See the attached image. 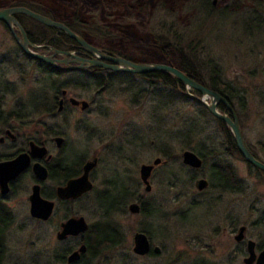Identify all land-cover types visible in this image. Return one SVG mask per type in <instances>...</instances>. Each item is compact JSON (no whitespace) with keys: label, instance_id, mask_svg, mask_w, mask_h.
Segmentation results:
<instances>
[{"label":"rangeland","instance_id":"obj_1","mask_svg":"<svg viewBox=\"0 0 264 264\" xmlns=\"http://www.w3.org/2000/svg\"><path fill=\"white\" fill-rule=\"evenodd\" d=\"M213 2L0 0V10L29 8L65 24L101 51L135 63H167L165 52H170L205 86L215 85L227 95L247 147L264 163V0ZM19 22L36 42L49 34L47 26L26 16ZM78 50L86 52L79 44ZM61 71L25 55L0 22V134L14 127L22 134L21 145L33 138L44 141L55 157L74 164L82 157L76 168L99 158L92 173L94 191L71 202L68 217L84 216L97 232L111 223L123 241L96 257L85 254L81 264H244L248 239L264 246V175L233 149L231 129L190 96L199 93L122 71L110 70L108 77ZM62 85L90 108L83 112L69 104L66 113H57L51 87ZM55 136L65 139L61 148ZM1 148L0 153L7 152ZM185 150L206 155L204 166L184 165ZM158 157L168 162L153 172L148 193L140 168ZM215 166L233 170V189L216 185ZM201 178L210 183L203 192L197 188ZM122 188L127 200L107 212L101 208L104 193L120 197ZM133 202L143 203L145 212L131 214ZM2 206L0 214L9 225L0 234L1 264H67L62 258L79 248L80 237L56 239L58 217L47 223L32 219L23 195L5 207L9 213ZM6 221L0 217V225ZM242 225L248 231L239 247L234 231ZM139 231L147 232L162 252L134 254Z\"/></svg>","mask_w":264,"mask_h":264},{"label":"water","instance_id":"obj_2","mask_svg":"<svg viewBox=\"0 0 264 264\" xmlns=\"http://www.w3.org/2000/svg\"><path fill=\"white\" fill-rule=\"evenodd\" d=\"M216 2L217 0H214V5L216 4ZM16 15H25L42 25L64 32L69 38L76 41L83 50L92 55L93 59L87 60L83 57L75 55L71 51H59L53 48H51V50L53 51V55L49 56L36 52L35 50L43 48L41 47L42 45L34 44L29 40L25 29L15 17ZM0 22L5 24V26L12 33L16 43L30 58L37 61H42L48 65L55 67H58L60 64H71L70 66L65 67V70L69 72L78 71L83 68L89 67H100L112 70L114 72L122 71L139 75H148L154 72H163L174 76L182 83L185 89L190 88L191 90H194L200 94V97L195 95L191 96L201 102L212 116L220 121H223L231 129L238 152L244 158V160L250 165L264 172V163H262L252 154L244 141L238 117L229 101L218 92L209 89L207 86L199 83L175 66L165 63H135L123 57L114 56L107 52H103L97 47L89 44L84 38L73 32L65 24L34 12L26 7H12L0 10ZM58 54L65 55L66 58L63 60H57L55 56ZM64 94L66 95L67 91H64ZM206 99H210V102L208 103ZM69 101L73 106L81 107V110H86L90 105L88 101L78 100L74 97H71ZM220 103H223L225 105L226 112H221L219 110ZM60 104L61 107L59 110L61 111L63 100L60 101ZM56 141L58 146L60 147L64 142V138L58 137L56 138ZM46 152L47 150L45 147H39L36 144L31 143V153L33 155L41 157L44 156ZM182 160L185 165H188L194 169H200L203 166V159L197 153L191 150H186L183 152ZM161 162L162 159L157 158L154 160L153 164H143L140 168V178L143 184L146 186L145 190L147 192L152 191V186L150 184L152 171L155 166L161 164ZM97 163L98 159L87 162L83 168L84 173L80 177L70 180L67 186L58 189L59 196L63 199H78L84 194L92 191L94 185L90 180V173L97 166ZM29 164L30 158L27 154H22L13 162L0 163V184L7 182L5 175L11 174L13 176H16L23 172L29 166ZM34 170L37 176L42 179H46L47 171L44 167L40 166L39 164H35ZM206 186L207 181L205 179H202L198 182L197 187L199 190H203ZM4 192H7L6 189ZM30 202L31 214L33 217L48 220L52 215L54 204L52 202L44 200L41 197L39 193V186L34 187L33 194L30 197ZM130 210L132 213L137 214L140 212V206L135 203L130 207ZM89 228L90 225L88 224L85 217H71L66 222L62 223L61 231L57 234V239L59 241H62L66 240L68 237H77L81 234L86 233ZM246 229V226H242L240 228L239 233L236 236V241H241L245 238ZM151 248L152 245L146 233L138 232L134 235L133 252L135 254L140 256L148 255L151 251ZM86 250L87 246L83 244L78 251L73 252L69 256V263L78 261L81 258L82 253H85ZM154 250L158 253L161 249L159 247H155ZM247 253L248 256L244 259V264H264V250L259 255H257L256 243L252 240H249L247 243Z\"/></svg>","mask_w":264,"mask_h":264},{"label":"flooded vegetation","instance_id":"obj_3","mask_svg":"<svg viewBox=\"0 0 264 264\" xmlns=\"http://www.w3.org/2000/svg\"><path fill=\"white\" fill-rule=\"evenodd\" d=\"M17 16H19V15H17ZM51 48H52L51 46L49 47V46L45 45L43 48H41V51H42L41 53H44V54H47V55H53V51L51 50ZM57 50H59V51H68V50H61V49H57ZM37 52H39V51H37ZM76 55L77 56H80V57H83V58H85L87 60L93 59V56L92 55L87 54L86 52H84L82 50L76 51ZM55 58L57 60H63V59H65V56L62 55V54H58V55L55 56ZM89 74H92V73H89ZM59 88L60 87H58V89ZM64 91H67L68 92V89L67 88H63V89L56 90L57 95L54 98L56 100L55 103H57V113H59V114L66 113L67 106L69 104H71V102L69 101V99L71 97H74V96H70L69 95V92L65 95L64 94ZM61 100H63V105H62V109L60 111L59 109L61 107V104H60V101ZM89 104L90 105H89V107L86 110H82L83 112L87 111L90 108L91 103L89 102ZM220 105L222 107L224 104L223 103H220ZM74 108H80L81 109V107H78V106H74ZM15 119H19V117L15 118ZM53 134L54 135H58L56 133H53ZM58 137H62V136H55L54 137V141L56 142L57 147L58 148H61L63 146V144L65 143V139H64L63 144L59 147L58 144H57V141H56V138H58ZM21 138H22V134L17 133L14 127H7L3 131V133L0 134V147H2L1 149L4 148L5 150H7V152L0 153V163L13 162L14 160H16L22 154H27V155H29V158H30V164H29V166L23 172H21L20 174H18L16 176H13L11 174H8L9 176L8 175H5V178L7 179V182H4L5 184L4 183L3 184H0V204L3 205L2 207L5 208L9 204L13 203V201H14V199L16 197H18L19 195H23L24 198H25L26 203L28 204V211H29V214H30V216H31L32 219H34V220H36L38 222H43V223H47V222L53 221V219H55L56 217H58L61 220L60 225H59V229L56 232V239H57V234L61 231V225H62V223L66 222L71 217H80L81 216V215H75V216L68 217V205L71 202H74L76 200H80L81 198H83L87 194H89V193H91V192L94 191L95 185H94V182L92 180V173L96 170V168L99 165V158L96 156V157H94L91 160L85 161L82 165H80L79 168H76V165H78V164L81 163V161H82L81 158L82 157L80 158V160L78 161V163L74 164L71 159L68 160L67 158H64V157H62V158L55 157L49 151V149H48V147H47V145H46V143L44 141H37L36 139H33V138H27L26 139V142L23 145H21ZM31 143H34V144H36L39 147H45L46 150H47L46 154L44 156H41V157L40 156L33 155L31 153ZM199 156L203 159V157L201 155H199ZM94 159H98V163H97V166L90 173V180H91V182L94 185L93 190L90 191V192H88V193H86V194H84L82 197H80L78 199H63V198H61L59 196L58 189L67 186L70 180L80 177L84 173L83 168H84L85 164L87 162H89V161L94 160ZM167 162H168L167 160H163L162 159L161 164L156 165L155 168L153 169L152 175H153V172L155 171V169L158 166L164 165ZM153 163H154V161H153ZM204 163H205V160L203 159V165H204ZM35 164H39L40 166H42V167H44L46 169V171H47V177H46V179H42L39 176H37V174L35 173V170H34V165ZM219 167L220 166H215L214 167V172H213V174H214L213 177L215 178V181L217 182L216 185L218 187L225 188L226 190L233 189L234 188V184L236 182L232 183L235 180L231 181L230 174L228 172V168L227 169H223L222 171H220L219 170ZM258 170L264 175V172L263 171H261L260 169H258ZM152 175L150 177V184H151V186H152V183H151ZM218 177H220V181H217V178ZM234 178H235V176H234ZM202 179H204V178L199 179L198 182L200 180H202ZM198 182H197V185H198ZM35 186H39V193H40L41 197L44 200L49 201V202H52L54 204L52 215L49 217L48 220H43L41 218L33 217L32 214H31L30 197L33 194V189H34ZM209 186H210V183H209V181H207V186L203 190H199V191L200 192H203ZM152 188H153V186H152ZM5 189H6L7 192H4ZM237 190H239V189H237ZM148 193H150V192H148ZM122 194L124 195V193H122ZM126 194H125V197L124 198H121L120 199V201L122 203H123L124 200H127ZM105 195H108V193H104V195L102 196V200L105 197ZM116 197L117 196H115V198ZM115 202H116V205L117 204H120V205L122 204L121 202H118V200H116ZM135 203L140 206V212L137 213V214H140L142 212H145L146 208L143 206V203L140 204L138 202H133V203H131L129 205V208H128L129 209V212L131 214H134V213L131 212L130 207L133 204H135ZM114 205H115V203H114ZM100 206L102 208V203L100 204ZM6 208H9V207H6ZM6 208H5L4 211H6V213H9L6 210ZM111 208H113V207H111ZM111 208H109V209H111ZM3 213L4 212H2L0 214V217H5V219L7 221H6L5 224H1L0 225V230L3 229V233H4L5 230L7 229L8 225H9L8 224L9 222H8V217L5 214L2 215ZM134 215H136V214H134ZM181 215L185 216L184 212L181 213ZM242 226H245V225H242ZM242 226L239 227V229L237 231V234L239 233V230H240V228ZM110 227H112V225H110ZM100 231L101 230H99V232ZM247 231H248V227H247V229L245 231V238L243 240H241V241H236L237 234H236V231H234V233H235L234 234V239L238 243V246L239 247L245 243ZM139 232H144V231H139ZM87 233L81 234V235H79L77 237H68L66 240H68L69 238H78V237H80L81 238V244L79 246V248H80L83 244L86 245L84 236ZM136 233H138V232H136ZM144 233H146L147 236L149 237V235H148L147 232H144ZM149 239H150L152 248H151V251H150V253L148 255H150V254H155V255L160 254L162 252V249L159 247L161 249L160 252H158V253L155 252L154 249H155V247H158V246H154L152 244V241H151V238L150 237H149ZM66 240H62L60 242H65ZM249 240H252V239H248L246 242L248 243ZM79 248L77 250L71 251L69 255L67 254L68 256L65 255L62 258V261L61 262H65V260L67 261V264H76L78 262H81L83 260V257L87 253L88 248H87V250H86L85 253H82L81 258L78 261H75L73 263H69V261H68L69 256L73 252L78 251ZM263 250H264V246L263 247L258 246L257 243H256V253H257V255H259ZM244 256H245L244 257V259H245L247 257V253ZM244 259H243V262H244Z\"/></svg>","mask_w":264,"mask_h":264},{"label":"trees","instance_id":"obj_4","mask_svg":"<svg viewBox=\"0 0 264 264\" xmlns=\"http://www.w3.org/2000/svg\"><path fill=\"white\" fill-rule=\"evenodd\" d=\"M20 17H24V16H19L18 20H20ZM46 29H48L49 34L45 35V37H42L39 42H36V40H34L32 38L31 33H29V35L27 33L28 38L33 43H37V44L48 43V44L52 45L53 47H56V49L58 48L61 50H76L78 48L77 42L74 41L73 39L69 38L62 31L54 29V28H49V27H46ZM26 32H28V30H26ZM165 55H166L165 58L167 59V64L174 65L175 67H177L178 69L187 73L190 77H192L193 79H195L196 81H198L199 83L204 85V83L202 82L200 77L198 75H196V72L192 71V68L181 66L178 62H176L174 60V58L172 57L170 52H165ZM164 63H166V62H164ZM40 64H43V62H40ZM49 69H51V71H53V72L58 71L57 69L50 67V66H49ZM61 72H63V71H61ZM78 73H92V74L102 73V74H104V76L108 77V73H113V72L110 70L103 69V68H90V69L85 70V71H78ZM90 76H91V78L94 77V75H90ZM146 76L147 77H153L154 79L161 81L163 84H165L167 86H172V87L177 88V89L178 88L184 89L182 83L170 74L163 73V72H154V73L148 74ZM101 87L103 88V86H101ZM209 87H210V89H212V90L218 92L219 94H221L222 96L226 97V99L229 101V98L227 97V95L221 89H219L217 86L212 85ZM51 88L55 89V90L58 89L55 87H51ZM63 88H67V86L62 85V86H60L59 89H63ZM222 109L226 110L225 106H222ZM47 111L49 112L50 109H48ZM17 117H19V116H17ZM218 121L221 122V124H223L224 126L226 125L224 122H222L220 120H218ZM231 140H232L231 144H232L233 149L237 153H239L233 137L231 138ZM198 154L201 155L203 157V159L206 161V155H204L202 152H200ZM228 172L230 174L231 181H233L234 180L233 170L230 169V170H228ZM217 181H220V177L217 178ZM122 193H124V195ZM126 193H127L126 189L122 188V189H120V191L118 193V196L120 195V197L115 198V197H112L110 194L105 195V197L103 198V201H102V208H105L106 211L107 210L109 211V208H111L114 205V203L116 204V202H115L116 200H118V202H121L120 199L124 198ZM106 200L107 201L109 200L110 204H106L107 203ZM110 225H111V223H107L102 228L103 230L101 229L100 234H98L99 232H97L94 227L90 228L89 232L87 233L88 237H87V239H85V243H86L87 248H88L87 254H90L93 257H96L99 254L103 253L106 250V248L112 247L111 241H117L115 243V246H119L122 243L123 236H122L121 232L119 230H117L116 228L110 227ZM2 233H3V229L0 230V234H2ZM99 238H100V240H99ZM1 262H2V260L0 257V264H1ZM76 264H81V263L79 262Z\"/></svg>","mask_w":264,"mask_h":264},{"label":"bare ground","instance_id":"obj_5","mask_svg":"<svg viewBox=\"0 0 264 264\" xmlns=\"http://www.w3.org/2000/svg\"><path fill=\"white\" fill-rule=\"evenodd\" d=\"M236 144V143H235ZM98 234H100V232L98 233ZM101 236V235H100ZM123 236V235H122ZM99 240H100V238H99ZM123 241V240H122ZM117 241H111V246L112 247H108V248H106V250L104 251V252H106V251H108V250H112V249H114V248H116V247H118V246H115V243H116ZM121 245V244H120ZM114 246V247H113ZM102 254V253H101ZM0 255H1V251H0ZM100 255V254H99Z\"/></svg>","mask_w":264,"mask_h":264}]
</instances>
